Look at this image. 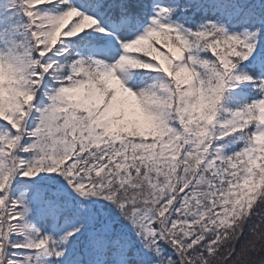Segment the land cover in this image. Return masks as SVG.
Wrapping results in <instances>:
<instances>
[{
  "label": "snow or ice",
  "instance_id": "1",
  "mask_svg": "<svg viewBox=\"0 0 264 264\" xmlns=\"http://www.w3.org/2000/svg\"><path fill=\"white\" fill-rule=\"evenodd\" d=\"M0 264H264V0H0Z\"/></svg>",
  "mask_w": 264,
  "mask_h": 264
}]
</instances>
